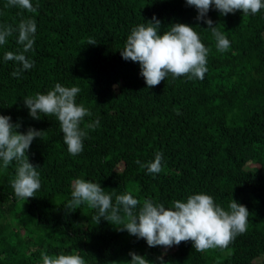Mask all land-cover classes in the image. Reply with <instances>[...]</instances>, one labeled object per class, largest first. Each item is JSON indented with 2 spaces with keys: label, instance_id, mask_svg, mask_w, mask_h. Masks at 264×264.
<instances>
[{
  "label": "trees",
  "instance_id": "obj_1",
  "mask_svg": "<svg viewBox=\"0 0 264 264\" xmlns=\"http://www.w3.org/2000/svg\"><path fill=\"white\" fill-rule=\"evenodd\" d=\"M31 2L36 13L0 0V25L15 27L28 18L37 25L33 50L25 53L34 67L19 77L11 73L20 65L4 60L6 52L22 51L18 34L0 46V115L20 123L21 133L29 127L45 132L27 153L38 166L41 188L33 198H16L10 184L15 162L0 171V264H42V253H78L86 264H126L130 251L150 264H161V256L163 264H264V9L255 15L208 12L230 41L221 53L186 0ZM153 16L161 21V35L175 23L198 33L210 49L202 80L169 75L148 88L139 64L122 58L131 29ZM57 83L81 89L76 103L92 113L82 129L99 120V127L85 129L77 156L67 151L55 116L33 119L24 104ZM158 152L163 170L155 176L135 163L153 161ZM77 178L165 207L204 193L227 210L234 199L249 211L248 229L223 251L197 252L191 241L149 247L103 218L98 223L97 210L86 204L68 209Z\"/></svg>",
  "mask_w": 264,
  "mask_h": 264
},
{
  "label": "clouds",
  "instance_id": "obj_2",
  "mask_svg": "<svg viewBox=\"0 0 264 264\" xmlns=\"http://www.w3.org/2000/svg\"><path fill=\"white\" fill-rule=\"evenodd\" d=\"M187 6L194 7L198 14L197 21H203L216 40L217 51L223 53L230 48L226 35L213 26L207 17L208 12L215 8L221 15L234 14L240 11L244 15H255L264 9V0H186ZM5 7H16L28 13H36L31 0H7ZM37 25L35 19H22L18 26L0 25V46L8 43V38L17 35V44L22 51H8L4 54L5 61H15L20 67L11 73L19 77L22 71L34 67V61L25 53L33 50ZM161 21L155 16L144 24L131 29L123 49L120 51L125 61L138 63L140 75L148 88L158 86L169 75L173 80L186 76L189 80L204 78L207 72V57L210 49L201 42L200 36L192 26L175 23L167 31L160 34ZM88 44L95 45L93 39ZM79 87H65L57 83L47 94L37 93L34 97L24 99L29 115L36 120L41 116H55L63 133V141L72 156L79 155L84 148V140L88 132L85 129L99 127V120L81 128L85 117L92 115L83 104L76 103ZM20 123H13L10 116L0 115V171H7L15 162V176L10 180L16 198L27 200L35 197L41 188L38 166L29 162L27 153L35 138H41L44 131L29 127L26 133L18 129ZM163 154H155L153 161L135 163L153 176L163 170ZM71 199L67 202L68 209L78 208L86 204L90 209L97 210L94 216L111 223L117 231H127L137 239H144L149 247L162 246L169 249L181 242L191 241L197 252L208 250H226L238 235L248 229L249 211L246 206L231 199L227 210L217 205L212 196L204 193L187 197L186 202L175 200L171 207L152 199L141 200L133 194L125 192L116 194L106 192L100 185L92 181L77 178L72 182ZM114 197V200H113ZM131 257L126 264H150L144 256L130 251ZM42 264H86L78 253L50 256L41 254ZM163 264L162 256L158 257Z\"/></svg>",
  "mask_w": 264,
  "mask_h": 264
}]
</instances>
